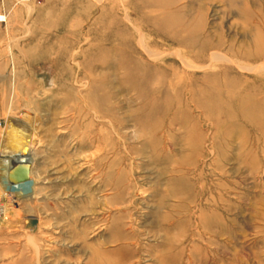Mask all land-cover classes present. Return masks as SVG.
<instances>
[{"label": "rangeland", "instance_id": "obj_1", "mask_svg": "<svg viewBox=\"0 0 264 264\" xmlns=\"http://www.w3.org/2000/svg\"><path fill=\"white\" fill-rule=\"evenodd\" d=\"M0 11V152L31 133L34 190L0 264H264V0Z\"/></svg>", "mask_w": 264, "mask_h": 264}, {"label": "bare ground", "instance_id": "obj_2", "mask_svg": "<svg viewBox=\"0 0 264 264\" xmlns=\"http://www.w3.org/2000/svg\"><path fill=\"white\" fill-rule=\"evenodd\" d=\"M15 123L13 121L8 122L5 134L6 143H4V148L2 152H0V185L2 184L3 186V189L0 188V197L2 198H0V226L6 225L9 221V217L14 215L7 202V197L9 195L14 194L23 196L27 193L31 196L34 193L33 188L30 187V183L33 184L30 178L29 182L20 184H9L10 182L8 181L9 171L16 164L26 163L29 165L30 170V162L28 159L31 151L30 145L32 143V135L30 132L26 131V128L24 130V128H20ZM29 176H31V174Z\"/></svg>", "mask_w": 264, "mask_h": 264}, {"label": "water", "instance_id": "obj_3", "mask_svg": "<svg viewBox=\"0 0 264 264\" xmlns=\"http://www.w3.org/2000/svg\"><path fill=\"white\" fill-rule=\"evenodd\" d=\"M29 165L26 163L16 164L10 171L8 175V181L11 184H20L29 182Z\"/></svg>", "mask_w": 264, "mask_h": 264}, {"label": "built area", "instance_id": "obj_4", "mask_svg": "<svg viewBox=\"0 0 264 264\" xmlns=\"http://www.w3.org/2000/svg\"><path fill=\"white\" fill-rule=\"evenodd\" d=\"M6 17H7V15H6V13L5 12H3V11H0V23H5L6 22ZM0 126H1V124H0ZM1 198V197H0ZM2 199V198H1ZM4 201V200H3ZM1 214V213H0Z\"/></svg>", "mask_w": 264, "mask_h": 264}]
</instances>
